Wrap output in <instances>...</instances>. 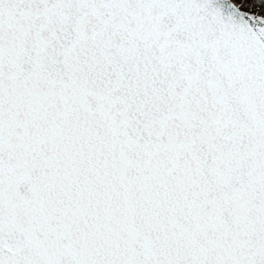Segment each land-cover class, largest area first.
Here are the masks:
<instances>
[{
  "label": "snow or ice",
  "instance_id": "1",
  "mask_svg": "<svg viewBox=\"0 0 264 264\" xmlns=\"http://www.w3.org/2000/svg\"><path fill=\"white\" fill-rule=\"evenodd\" d=\"M0 264H264V0H0Z\"/></svg>",
  "mask_w": 264,
  "mask_h": 264
}]
</instances>
